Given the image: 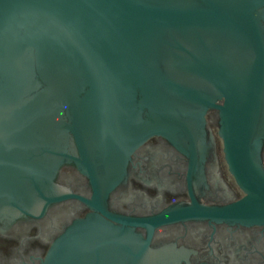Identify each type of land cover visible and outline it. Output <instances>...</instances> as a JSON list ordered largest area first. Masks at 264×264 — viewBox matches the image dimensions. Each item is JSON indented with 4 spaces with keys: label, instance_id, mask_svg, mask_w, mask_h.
I'll return each mask as SVG.
<instances>
[{
    "label": "water",
    "instance_id": "water-1",
    "mask_svg": "<svg viewBox=\"0 0 264 264\" xmlns=\"http://www.w3.org/2000/svg\"><path fill=\"white\" fill-rule=\"evenodd\" d=\"M211 110L245 194L221 212L264 224V0H0V213L64 200V166L107 193L153 137L194 160ZM86 222L42 264L82 262Z\"/></svg>",
    "mask_w": 264,
    "mask_h": 264
},
{
    "label": "flooded vegetation",
    "instance_id": "flooded-vegetation-1",
    "mask_svg": "<svg viewBox=\"0 0 264 264\" xmlns=\"http://www.w3.org/2000/svg\"><path fill=\"white\" fill-rule=\"evenodd\" d=\"M205 122L194 160L153 137L133 152L124 178L107 193L95 192L73 166L62 167L55 192L64 200L36 218L0 213V264H42L77 220H86L93 235L82 262L71 264H264V224L221 212L245 194L225 160L218 111ZM259 160L264 172V145Z\"/></svg>",
    "mask_w": 264,
    "mask_h": 264
}]
</instances>
